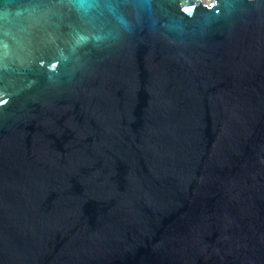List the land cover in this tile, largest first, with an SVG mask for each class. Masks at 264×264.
<instances>
[{"label": "water", "instance_id": "obj_1", "mask_svg": "<svg viewBox=\"0 0 264 264\" xmlns=\"http://www.w3.org/2000/svg\"><path fill=\"white\" fill-rule=\"evenodd\" d=\"M0 264H264V0H0Z\"/></svg>", "mask_w": 264, "mask_h": 264}]
</instances>
